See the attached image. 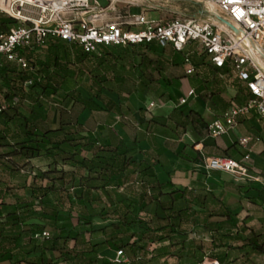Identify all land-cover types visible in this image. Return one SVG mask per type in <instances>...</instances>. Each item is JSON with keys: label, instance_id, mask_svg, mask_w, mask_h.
Segmentation results:
<instances>
[{"label": "trees", "instance_id": "obj_1", "mask_svg": "<svg viewBox=\"0 0 264 264\" xmlns=\"http://www.w3.org/2000/svg\"><path fill=\"white\" fill-rule=\"evenodd\" d=\"M16 26V20L0 12V33H9ZM73 45L74 61L64 59V43L51 41L44 50V60L28 57L32 70L7 61L0 65V77L5 82L0 87L3 97L0 104L9 105L17 100V105L0 115L4 127L0 129V192H5L0 193V199L6 198L10 190L3 174L14 179L31 166L32 160H52L46 171L37 170L32 175L30 198L17 201L5 216L0 211V219H5L0 231L3 249L0 263L14 259L13 250L23 238L33 241V233H43L48 228L50 237L36 245L38 259L31 262L21 256L15 264H53L54 258L49 259L48 254L56 255L55 259L66 264H115L99 257L108 249L128 252L134 258L132 264H161L168 257H175L178 264H202L207 260L219 264H256L254 257H264V231L255 230L246 220L238 224L206 185L203 193L198 194L187 190L165 192L167 186L159 183L152 164L133 161L131 153L136 150L135 145L103 144L71 115L74 108L101 110L95 99L104 104L107 112L120 114V106L103 91L119 95L136 92L143 98L158 87L154 73L165 70L170 63L180 68L189 60L196 70L202 65L212 69L215 78L223 70L209 63L204 53L189 55L155 43L138 44L125 50L101 47L99 54L86 53ZM167 56H172L171 62ZM197 57L201 59L199 64L195 61ZM123 64L141 73L138 82L121 73ZM72 84L83 86L91 99L83 98ZM232 85L237 90L236 99L246 104L251 99L247 88L236 81ZM23 103L33 106L28 116L19 112ZM54 107L59 110L58 123L44 127L43 112ZM170 119L177 129L185 131L191 127L197 134L202 132V121L193 112L184 115L175 110ZM64 167L75 171H66ZM77 176L83 189L78 199L72 196ZM115 177L119 178V186L111 194L107 186ZM95 191H101L107 198L111 213L90 212L88 206L95 202ZM4 205L2 201L0 206ZM36 212L43 214L45 225L23 227L26 220L22 216H33ZM198 216L202 218L201 225L211 234L209 246L187 237L186 224L194 223ZM97 217L114 221L111 225L114 235L94 243L90 239L105 233L92 229ZM65 218H76L86 229L81 231L61 223ZM225 223L232 229H225ZM176 248L178 252L172 253ZM149 253L151 257L147 258Z\"/></svg>", "mask_w": 264, "mask_h": 264}, {"label": "crops", "instance_id": "obj_2", "mask_svg": "<svg viewBox=\"0 0 264 264\" xmlns=\"http://www.w3.org/2000/svg\"><path fill=\"white\" fill-rule=\"evenodd\" d=\"M173 11L156 10V12L160 13L159 19L169 18L173 15ZM64 44V59L66 61H74V45ZM166 47L173 49L172 45ZM195 49L196 46L191 45L188 51ZM44 50L46 49L36 50L32 53L25 51V53L27 57L32 59L44 60L46 57ZM172 54L174 60V52ZM194 54L197 56L199 53L195 52ZM172 56H167V60L171 62ZM200 60L199 57L195 59L198 64ZM4 62L5 60L2 59L0 65ZM14 64L18 67L16 63ZM168 65L165 70L154 73L159 82L158 87L155 91L144 95L143 98L136 92L132 94L122 92L120 94L121 99L117 93L108 90L103 91L107 98L120 106V114L107 112L104 104L95 99L94 102L101 110L91 111L74 108L71 115L77 119L80 125L85 127L86 131H89L103 144L113 143L116 145L123 142L127 146L135 145L136 150L131 153L133 161H146L152 164L159 183L167 186L165 192L187 190L198 194L203 193V186L206 185L234 215L238 224L246 220L255 230L264 231V124L253 115L248 119H241L238 126L225 135L219 137L209 135L206 131V126L209 123L221 118L230 108L232 102L242 104L240 100L236 99L237 90L232 85L234 81H231L230 78H221L220 73L217 72L215 78L212 69L202 68L203 65L192 75L187 74L188 66L186 64L180 68L172 66L171 63ZM120 71L125 77L134 82H138L141 76L140 72L136 73L133 68L126 64H123ZM55 73L61 75L59 70H55ZM4 85L5 82L0 77V87ZM71 86L77 88L83 98L91 99L89 92L83 86L77 87L75 84ZM81 89L85 91L86 95ZM191 90L195 91V95L188 97V102L181 105L180 100L183 97H187ZM2 100L3 97L0 93V101ZM152 102L157 103V107L150 109L149 105ZM15 105H17V100L8 105L9 110ZM32 109V105L23 103L20 105L19 112L28 116L31 114ZM175 110L181 111L184 115H188L191 112L195 113L202 121L201 134H197L191 127L185 131L177 129L175 123L171 122L170 119L171 114ZM43 113L45 120L42 125L44 127L58 123L59 110L57 107L46 108ZM3 128L0 123V129ZM11 129L14 130L13 127ZM242 138L251 139L246 149L239 144ZM9 141L14 142L12 137H10ZM247 153H250L252 159L251 167L257 180L238 181L226 172L208 170L206 167V158L226 157L241 161ZM51 162L52 160L49 158L34 159L31 162V166L24 169L14 179H10L8 175L3 174L9 182L8 187L10 190L6 198L0 199V203L2 201L5 203L4 206H0V211L3 213L2 216H5L17 201L28 199L32 196L30 187L32 175L37 170L46 171ZM64 170L75 171L70 167H64ZM79 183L80 176H77L75 178V187L72 189V196L76 199L83 194V189L79 187ZM118 186L119 178L115 177L107 186V190L112 194L113 190L117 189ZM4 193L2 192L1 195ZM94 198L95 202L88 206L90 212L91 208L97 204H100L103 208L110 207L112 209L109 201L101 191H95ZM194 209L200 210L199 207H194ZM42 216L41 212H36L33 216H22V219L26 220L23 227L30 228L34 224L45 225L46 221L42 219ZM4 222L5 219H0V231L4 226ZM201 222L202 218L198 216L194 223L188 222L186 224L187 237L189 240L196 241V243L209 246L211 234L204 229ZM61 223L81 231L86 229L79 225L76 218H65ZM113 223L114 221L110 219L95 218L92 229L94 231L104 230L105 233L90 240L97 243L112 237L114 235L111 230ZM224 228L227 230L232 229L228 223L224 224ZM45 231L50 230L47 228ZM34 235L35 233L31 236L33 241L25 237L18 243V247L13 250V260L2 261L0 264H15L17 258L21 256L27 261H36L40 255L36 251V245H40L43 242L35 240ZM203 236L209 237V242L202 241L200 237ZM178 250L179 248L172 249L171 252L175 254ZM116 251L108 249L101 253L99 257L112 262ZM1 252H3V249L0 246ZM126 255L130 258V264H132L134 258L130 257L128 252H126ZM150 257L151 253L148 254L147 258ZM48 258H54L53 264L57 262L66 264L61 259H55L56 255L51 256V254H48ZM258 258L264 257H254L256 264H263L257 263L256 260ZM206 262L210 261L207 260ZM161 264H178V262L175 257H168L162 259Z\"/></svg>", "mask_w": 264, "mask_h": 264}, {"label": "built area", "instance_id": "obj_3", "mask_svg": "<svg viewBox=\"0 0 264 264\" xmlns=\"http://www.w3.org/2000/svg\"><path fill=\"white\" fill-rule=\"evenodd\" d=\"M107 1L108 4L102 6L98 0H0V12L18 22L9 33H0V64L4 59L21 69L32 70L25 51L46 49L51 41L75 44L90 54H99L101 47L126 49L143 43L172 45L175 50L189 55L206 54L209 63L223 70L221 78L238 82L251 95L246 104L232 102L221 118L209 123L206 126L209 135H225L237 127L241 119L253 115L264 124V0H194L203 6L200 15L173 11L169 18L159 20L147 18L148 10L155 11L150 6ZM183 2L187 5L192 1ZM209 3L223 16L224 24L206 18ZM133 7L144 10L133 14ZM191 45L196 49L188 51ZM186 65L188 75L195 73L189 60ZM194 95L195 91L191 90L180 104H186L188 97ZM155 107V102L149 105L150 109ZM7 109V104H0V115ZM250 141V138H242L239 144L246 149ZM251 161L250 153L241 161L221 157L205 159L208 170L226 172L238 181L257 180ZM50 235V231H44L34 238L43 242ZM200 239L209 242V237ZM112 262L131 263L124 250H117Z\"/></svg>", "mask_w": 264, "mask_h": 264}, {"label": "rangeland", "instance_id": "obj_4", "mask_svg": "<svg viewBox=\"0 0 264 264\" xmlns=\"http://www.w3.org/2000/svg\"><path fill=\"white\" fill-rule=\"evenodd\" d=\"M100 2V4L102 6H106L108 4L107 0H98ZM188 6H186L185 2H181V1H177V2H173L170 5H167L165 3L161 4V10H174V11H181V12H187L189 14H193V15H200L201 14V9H202V5L198 4L197 2H188ZM187 7V9H185ZM149 8V7H148ZM152 9V8H151ZM144 9L140 8V7H133L132 8V13L133 14H140L143 12ZM153 10L155 11H150L148 10L146 12V16L148 19L151 20H159L160 18V13L156 12V8H153ZM162 12V11H161ZM163 13V12H162ZM166 13V12H164ZM164 15V14H163ZM81 91L86 95L85 91L81 89ZM102 211H104L105 213H111L113 210L110 207L107 208H103L100 204H97L96 206L91 208V212L93 214H99ZM257 263H263L264 264V258H258ZM61 262H57L55 264H60Z\"/></svg>", "mask_w": 264, "mask_h": 264}, {"label": "bare ground", "instance_id": "obj_5", "mask_svg": "<svg viewBox=\"0 0 264 264\" xmlns=\"http://www.w3.org/2000/svg\"><path fill=\"white\" fill-rule=\"evenodd\" d=\"M117 1L119 3H122V2L130 3L134 6L146 5V6H150L152 8L161 9L162 3L170 5L173 2L175 3V2L181 1V0H117ZM188 1L197 2L198 4H201L200 2L194 1V0H188ZM181 2H183V0ZM207 7H208L209 11L206 14V18L216 19V20L220 21L221 24H224L223 16L220 15L218 10L215 9V7L210 3L208 4Z\"/></svg>", "mask_w": 264, "mask_h": 264}]
</instances>
